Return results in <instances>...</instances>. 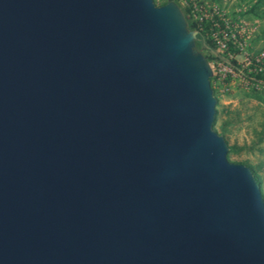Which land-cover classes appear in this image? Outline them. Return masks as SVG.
Returning a JSON list of instances; mask_svg holds the SVG:
<instances>
[{
	"label": "water",
	"instance_id": "water-1",
	"mask_svg": "<svg viewBox=\"0 0 264 264\" xmlns=\"http://www.w3.org/2000/svg\"><path fill=\"white\" fill-rule=\"evenodd\" d=\"M197 33L173 0H0V264H264Z\"/></svg>",
	"mask_w": 264,
	"mask_h": 264
},
{
	"label": "rangeland",
	"instance_id": "rangeland-1",
	"mask_svg": "<svg viewBox=\"0 0 264 264\" xmlns=\"http://www.w3.org/2000/svg\"><path fill=\"white\" fill-rule=\"evenodd\" d=\"M227 58L210 59L215 98L212 129L226 159L252 169L264 204V0H173ZM156 6L168 0H153ZM233 60L235 66L228 61Z\"/></svg>",
	"mask_w": 264,
	"mask_h": 264
},
{
	"label": "trees",
	"instance_id": "trees-1",
	"mask_svg": "<svg viewBox=\"0 0 264 264\" xmlns=\"http://www.w3.org/2000/svg\"><path fill=\"white\" fill-rule=\"evenodd\" d=\"M186 14L189 15V22L191 23V28H195L197 30V35H196V39H195V49L196 50H204L206 52L207 55V59H224L225 62L227 61V58H224L223 55H221L217 48L216 45L214 43V41L211 39L210 35L208 33H203L201 32L196 23L191 22L190 19V14L188 10H183ZM229 64L235 66V62L233 60L228 61ZM214 120V119H213ZM249 169L251 170L254 179L256 181V183H259V179L258 177L254 174V172L252 171V169L249 167Z\"/></svg>",
	"mask_w": 264,
	"mask_h": 264
},
{
	"label": "built area",
	"instance_id": "built-area-1",
	"mask_svg": "<svg viewBox=\"0 0 264 264\" xmlns=\"http://www.w3.org/2000/svg\"><path fill=\"white\" fill-rule=\"evenodd\" d=\"M214 43H215V41H214ZM215 45H216V48H218V47H217V45H218L221 49H225V44L220 43L219 41H216ZM217 50H218V49H217ZM218 52H219V50H218ZM219 53H220V52H219ZM220 54H221V53H220Z\"/></svg>",
	"mask_w": 264,
	"mask_h": 264
}]
</instances>
